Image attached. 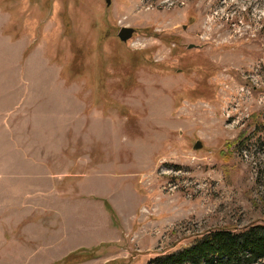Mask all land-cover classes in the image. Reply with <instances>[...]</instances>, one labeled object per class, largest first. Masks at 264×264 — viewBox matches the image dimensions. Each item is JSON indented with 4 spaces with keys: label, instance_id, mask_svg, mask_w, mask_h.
<instances>
[{
    "label": "rangeland",
    "instance_id": "obj_1",
    "mask_svg": "<svg viewBox=\"0 0 264 264\" xmlns=\"http://www.w3.org/2000/svg\"><path fill=\"white\" fill-rule=\"evenodd\" d=\"M256 223L264 0H0V264H148Z\"/></svg>",
    "mask_w": 264,
    "mask_h": 264
},
{
    "label": "trees",
    "instance_id": "obj_2",
    "mask_svg": "<svg viewBox=\"0 0 264 264\" xmlns=\"http://www.w3.org/2000/svg\"><path fill=\"white\" fill-rule=\"evenodd\" d=\"M264 260V224L242 230L217 228L148 264H258Z\"/></svg>",
    "mask_w": 264,
    "mask_h": 264
},
{
    "label": "water",
    "instance_id": "obj_3",
    "mask_svg": "<svg viewBox=\"0 0 264 264\" xmlns=\"http://www.w3.org/2000/svg\"><path fill=\"white\" fill-rule=\"evenodd\" d=\"M107 4H111L112 0H106ZM136 29L130 26H124L120 29L118 36L122 41H128L135 34ZM203 146L202 142L199 140L195 143V149L201 148Z\"/></svg>",
    "mask_w": 264,
    "mask_h": 264
}]
</instances>
